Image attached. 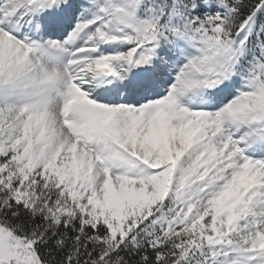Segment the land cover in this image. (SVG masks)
I'll list each match as a JSON object with an SVG mask.
<instances>
[{"label":"snow or ice","instance_id":"obj_1","mask_svg":"<svg viewBox=\"0 0 264 264\" xmlns=\"http://www.w3.org/2000/svg\"><path fill=\"white\" fill-rule=\"evenodd\" d=\"M0 264H264V0H0Z\"/></svg>","mask_w":264,"mask_h":264}]
</instances>
